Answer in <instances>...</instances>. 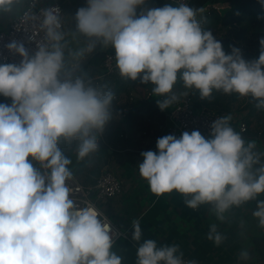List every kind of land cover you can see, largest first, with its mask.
Here are the masks:
<instances>
[{"label":"clouds","instance_id":"obj_1","mask_svg":"<svg viewBox=\"0 0 264 264\" xmlns=\"http://www.w3.org/2000/svg\"><path fill=\"white\" fill-rule=\"evenodd\" d=\"M22 0H0V13L13 11ZM264 7V0H259ZM145 0H87L75 14V30L87 45L68 55L76 58L97 45L111 46L122 78L154 85L161 111L187 97L173 91L177 81L195 89L200 98L213 90L238 94L264 108V38L258 59L246 61L238 48L225 54L206 20L188 4L165 5L141 11ZM58 7L42 10L41 29L47 43L29 56L23 43L12 41L10 52L22 57L19 65H0V264H122L112 251L110 223L92 206L79 207L71 198L73 178L61 142L77 141L78 160L96 152L97 133L112 119L115 94L106 85L75 75L66 67L65 33ZM79 65H77V68ZM182 70V71H181ZM178 73H180L178 77ZM230 115L211 124V138L185 131L177 138L157 140L158 152H142L140 176L156 196L176 191L190 209L211 205L218 220L264 194V153L255 141L245 142L230 125ZM259 164L258 168L254 165ZM252 215L264 228V200ZM132 239L141 241L139 220L132 221ZM207 239L219 246L225 237L210 226ZM136 264H198L183 260L178 245L158 247L146 240L137 248ZM249 259L247 251L240 253Z\"/></svg>","mask_w":264,"mask_h":264},{"label":"crops","instance_id":"obj_2","mask_svg":"<svg viewBox=\"0 0 264 264\" xmlns=\"http://www.w3.org/2000/svg\"><path fill=\"white\" fill-rule=\"evenodd\" d=\"M219 5L220 4H218V6ZM24 6L25 4L23 7ZM23 7L12 19H10V14L2 13V23L8 26L11 21L21 13ZM221 7L223 13L229 8V5L221 4ZM198 15L199 12L197 18ZM101 49L105 52L114 50L111 46H101ZM134 97L135 94L130 93V100ZM120 99L117 104V109L125 112L130 108L131 102L125 103ZM146 99H143V101ZM248 101L243 102V98H240L238 102L235 103L233 112L229 114L232 117L230 125L235 131L241 133L246 143L255 141L256 152L264 153V135L261 134V129L264 125V115L259 108L255 109L253 107H248ZM237 105H240V107H238L239 109H237ZM170 107L171 105L169 108ZM169 108L165 111V118L163 121L158 119L157 114L151 118L147 117L146 126L148 128L145 129V132L139 131V127L135 128L132 134L134 139L127 141L128 145L126 148H118L123 142L116 143V139L113 138L110 144L115 147L117 146V153L119 152L121 155L133 151L146 152L151 150L158 152L156 146L157 140L165 136L166 114ZM112 115L115 123L123 118V115L116 113L115 110ZM242 123L247 125V130L245 132L241 130ZM112 126L117 133L120 129L119 126ZM107 127L108 125L105 126V129H107ZM122 128H124V126ZM104 132L102 134L98 133L99 136H102L103 141ZM128 133L129 131L127 130L126 135H128ZM107 145L109 146V144ZM256 167L257 165H254V168ZM118 175L117 177L123 181V193L117 196V198L109 200L107 210L104 209L103 211L111 219H113L111 215H120L122 211L126 214L123 221L129 222L133 214L131 213V209L129 210V203L127 200L134 189L140 191L139 195L136 196V200H140L142 203L144 202L140 205L139 212L134 213L135 220H139L141 224V241L137 242L132 239L134 229L131 223L128 228L124 230L128 232L129 239L118 241L112 248L113 252L122 257V264H136V252L139 244L150 239L155 240L158 247L163 245H178L180 251L183 252V258L196 260L198 264H234L238 260H241L242 264H264V256L261 255V252H264V239H260L259 241L256 240L264 236V228L259 226L258 218L252 215L253 211L257 208V200H264V194L258 195L256 200L248 201L240 207L231 208L224 214L225 219L220 221L217 219L216 215L210 211V207L203 206L198 212L190 210L183 202L185 197L176 191L163 194L159 197L156 196L150 191L148 182L143 179L140 174H136V172L132 173L130 170L122 168L119 169ZM213 224L216 225L217 232L225 237L219 246H216L214 241L207 239L210 226ZM236 251V256H234V252ZM242 251L248 252L249 259L243 260L240 258V253Z\"/></svg>","mask_w":264,"mask_h":264},{"label":"trees","instance_id":"obj_3","mask_svg":"<svg viewBox=\"0 0 264 264\" xmlns=\"http://www.w3.org/2000/svg\"><path fill=\"white\" fill-rule=\"evenodd\" d=\"M210 3L211 6L214 4H228L229 9L226 10L222 15L214 12L216 16L217 24H220L225 29H232L229 34H225L223 36L229 37L231 41H234L243 51L241 53L242 57L246 61H252L259 58L260 55V47L258 46L256 53H249V50H245L241 46L250 39L248 34L249 27L255 23H260L264 26V7H262L259 0H192L191 7L196 9H202L207 3ZM165 5H171L167 0H145V4L139 6L137 9V14L143 10L147 11L149 9L161 8ZM230 44H222V48L225 54L229 53ZM232 48V47H231ZM245 54H248L245 55ZM105 57V51L101 49V45H98L97 53L92 58L91 62L80 71L79 75L85 73L86 79H91L95 76H98L102 73V63ZM252 57V58H249ZM102 85H106L108 89L112 90L115 94V99L112 102V114H114V110L116 113H120L123 115V118L119 122L113 121L112 119L106 124L108 125L107 129H105L103 139L106 144H110L111 139H116L118 143L123 142L122 144L128 145L127 141H131L134 139L132 136L135 128L139 127V131L145 132L146 128V118H151L154 115H158V119L161 121L165 118V110L161 111L157 105V100H162L164 97L154 95L152 92V88L154 85L151 83L148 84H140L139 79L136 81H132L127 78H122L119 74L118 69L116 72L107 78L102 80ZM135 84H140L146 89L150 90L149 96L146 100H134L132 98L131 106L127 111L122 112V110L117 109V104L122 94L129 95ZM174 88H178L176 91L177 94L181 92H193L195 96V107L199 108L205 106L206 108L216 110L221 113H232L235 103L238 102L240 96L236 93L231 95L224 94L222 91L213 90L211 97L201 99L200 94L195 89H185L183 88L182 82H177L174 85ZM173 88V89H174ZM7 98L0 95V102L5 101ZM248 107L257 108L256 105H253L248 101ZM168 109V108H167ZM239 109V108H237ZM264 112V108H259ZM112 121V123H111ZM112 125L119 126V131L117 133L114 131ZM124 126V128H122ZM127 130L129 131L128 135ZM120 133V135H118ZM261 134L264 135V125L261 129ZM106 135V136H105ZM105 136V137H104ZM166 136V135H165ZM126 137V138H125ZM98 142L102 140V136H99L97 133ZM125 142V143H124ZM77 141L73 140L72 142H61L60 147L64 152L65 156L69 157L72 160V164L69 165L73 174L76 175L79 180L85 185H92L96 182V179L99 177L101 172L109 165L110 158L112 154H114V150L112 153L108 152V149L98 147L99 149L85 157L83 160L77 159L76 148ZM125 146V147H126ZM135 220V218H134ZM264 239V236L257 238L256 240ZM262 256H264V252H261ZM264 258V257H263Z\"/></svg>","mask_w":264,"mask_h":264},{"label":"built area","instance_id":"obj_4","mask_svg":"<svg viewBox=\"0 0 264 264\" xmlns=\"http://www.w3.org/2000/svg\"><path fill=\"white\" fill-rule=\"evenodd\" d=\"M172 6L179 4H188L191 6L192 0H167ZM47 7H58L60 9V19L63 15V7L57 0H26L25 6L21 13L14 18L8 26L2 23V13H0V65L15 64L19 65L22 57L14 52H10L7 45L12 41L23 43L29 56H32L43 43H47L45 33L41 29L42 22L41 12ZM62 22V20H61ZM64 32V23L62 29ZM102 73L90 80L96 86H103L102 80L114 74L117 70L115 61V51L110 50L105 52V57L102 63ZM187 97L181 96L179 101L173 103L166 114L165 135H174L179 138L183 132L191 133L194 130L200 131L205 138H211V124L219 117L228 116V113H221L213 109L195 107V96L193 92H188ZM242 132L247 130L245 123L241 124ZM60 146V145H59ZM264 162V158L261 159ZM260 165L257 164L258 168ZM72 189L71 198L79 207L92 206L100 214V218L106 223H110L114 245L122 240L129 239V234L123 231L118 223L113 221L102 209V205L108 200L120 196L123 193V181L118 178L111 170L105 168L96 182L92 185L83 184L79 178L73 174V178L68 182ZM203 206L210 207L211 205H201L199 208L192 210L198 212ZM184 261H189L183 258ZM234 264H242L240 260Z\"/></svg>","mask_w":264,"mask_h":264},{"label":"rangeland","instance_id":"obj_5","mask_svg":"<svg viewBox=\"0 0 264 264\" xmlns=\"http://www.w3.org/2000/svg\"><path fill=\"white\" fill-rule=\"evenodd\" d=\"M57 1L59 3H61V5L63 7V15L61 17V20L64 23L65 41L67 42V47L65 48L66 67L71 68V66L76 64L81 59V57L73 58V57L68 55L69 51L75 52L81 48H85L87 45V38L86 37L80 36L79 34H77L75 36L73 35V30H75V25H76V22L74 19L75 14L79 8L87 6V0H57ZM25 2H26V0H22V2L20 4L14 6L13 11L8 12V14H10V17H11L10 19L15 17L19 13L20 9L23 7ZM202 9H203V7H202ZM228 9H226V10H228ZM222 11H223V9L221 7V4L219 6H218V4H214L211 6V4L208 2L204 6L203 12L202 13L199 12V15L197 18L198 20H201V19L206 20L207 23L204 24L203 26H204L205 30H210L212 32L215 39L225 37L223 35L229 34V32L232 30L231 28L225 29L220 24H217L218 21H216V16L214 15V12H216L217 14L220 15L222 13ZM248 34L250 36V39H248L247 42L244 43L241 47L244 48L245 50L246 49L249 50V53H256L258 46H260V43H259L260 39L264 38V26H262V24H260V23H255L249 27ZM232 42H234V41H232ZM230 46L232 48L235 47L231 43H230ZM231 47H229V53H231V49H232ZM244 52L245 51H243L241 49V53L243 54ZM245 55L248 56V54H245ZM249 58H252V57H249ZM179 75H180V73H178V77H179ZM78 76L85 77V73H82L80 75L78 74ZM177 82H179V80ZM177 90H178V88L173 89L174 92H176ZM149 92H150V90L146 89L145 87H143L140 84H135L132 91H131V93L135 94L134 100L146 99L149 96ZM240 98L242 99V97H240ZM120 100L122 102L124 101L125 103H128V102L130 103L133 101V100H130V94L128 96L125 94H122ZM247 101H248V98L243 97V102H247ZM11 102H12L11 98H7L5 101L0 102V103H7L10 105ZM238 107H240V105H237V108ZM262 113L264 115L263 111H262ZM118 135H120V133ZM116 143H118L117 140H116ZM125 146L126 145L121 144L118 148H123V147L126 148ZM118 148H117V146L115 147L112 144H109L108 152L112 153L114 150L115 153L112 154V157L110 158L109 165L106 168L111 170L116 176H119L118 171H119V169H122V168H126V169L130 170L132 173L136 172V174L137 173L139 174L138 164L143 162V157L141 156V153L144 151H140V152L133 151V152L128 153V154L123 152L125 154L121 155L119 152H118L119 154L117 153ZM139 193H140V191L138 189H134L131 196L127 200L129 203V210L131 209V213L133 214V216L129 220V222L123 221V219L126 217V214L122 211H121L120 215H118V214L111 215L112 218L116 222H118L119 227L123 231L126 230L128 228V226L132 223V221L135 218L134 213H136V212L138 213L140 205L144 203V202L142 203L140 200H136V196L139 195ZM115 198H117V197H115ZM115 198H112V199H115ZM112 199H110V200H112ZM108 202H109V200L103 204V210L104 209L107 210ZM134 208H135V212H134ZM130 217H131V214H130ZM236 253H237V251L234 252V256H236Z\"/></svg>","mask_w":264,"mask_h":264},{"label":"water","instance_id":"obj_6","mask_svg":"<svg viewBox=\"0 0 264 264\" xmlns=\"http://www.w3.org/2000/svg\"><path fill=\"white\" fill-rule=\"evenodd\" d=\"M46 1H54V0H46ZM216 40L220 41L222 44H228V43L230 44L231 43L233 46H235V48H238L240 50V52H241L240 47L235 42H232L229 37H222V38H218ZM97 48L98 47H96V49L93 52H91V53H86V55L81 57V59L76 64L71 66V68H76L75 75H78L80 73V71L82 69H84L91 62L92 58L97 53ZM77 65H79L78 68H77ZM248 100L252 104L256 105V103L254 101L250 100L249 98H248ZM98 147L105 148V149L109 148V146L103 140H100L98 142Z\"/></svg>","mask_w":264,"mask_h":264}]
</instances>
